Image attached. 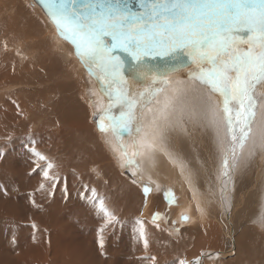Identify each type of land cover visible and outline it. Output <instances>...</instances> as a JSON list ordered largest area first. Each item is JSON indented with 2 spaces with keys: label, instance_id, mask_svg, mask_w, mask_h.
<instances>
[{
  "label": "snow or ice",
  "instance_id": "obj_1",
  "mask_svg": "<svg viewBox=\"0 0 264 264\" xmlns=\"http://www.w3.org/2000/svg\"><path fill=\"white\" fill-rule=\"evenodd\" d=\"M35 2L42 6L57 37L72 47L73 55L96 84V130L105 137L111 134L112 140L105 143L111 144L125 173L131 170L135 178L132 184H141L145 203L151 188L140 180L141 158L151 160L155 152L162 150L157 139L167 135V128L181 125L185 115L191 118L183 108L175 117L174 100L194 89L180 81L173 85L170 77L184 74L190 84L207 93L206 97H198L199 110L218 137L223 125L220 143L227 141L219 174L226 185L221 189L223 200L230 172L237 167L249 142V155H255L257 147L264 149V126L259 128L258 137L253 133L257 108L264 103V0ZM157 58L163 62L151 66L150 61ZM161 121L165 122L163 126ZM32 155L36 158L32 172L39 169L43 181L37 191L51 194L61 183L66 190V177L55 170L56 164L38 151L33 150ZM170 162L184 176L185 165ZM185 179L190 183L188 177ZM161 191L169 205L176 204L171 190ZM90 192L88 198L103 220L96 231L97 245L103 250L105 230L121 222L107 208L104 198L97 197L95 188ZM195 196L194 192L193 199ZM31 203L37 206L34 200ZM196 211L204 214L199 203ZM159 218V213H154L152 222ZM188 220L189 216L181 213L180 222ZM136 223L138 238L147 251L149 238L144 222ZM260 225L264 227V216ZM155 226L159 228L158 223ZM36 227L32 224L33 239ZM150 259L157 264L155 257ZM176 264L189 262L180 259Z\"/></svg>",
  "mask_w": 264,
  "mask_h": 264
},
{
  "label": "bare ground",
  "instance_id": "obj_2",
  "mask_svg": "<svg viewBox=\"0 0 264 264\" xmlns=\"http://www.w3.org/2000/svg\"><path fill=\"white\" fill-rule=\"evenodd\" d=\"M20 1L17 2L20 3ZM29 1L30 0H27L28 4ZM34 6L36 7L32 2L31 7L34 10L32 12L34 13V17L31 20L32 28L30 29V34H28L33 42L28 43L20 38L22 42L20 45L15 43L17 45L15 50L19 53L26 51L30 56L33 54V59L37 60V62L40 61L41 65L45 62L47 63L45 69L42 70L44 74L40 76L37 73L38 83H50V85L48 90H44L37 95V108L40 106L39 103H42V105L44 104V100L46 98L48 99V96L60 95V98L54 101L56 103L52 105L50 117L45 112H41V115L45 117H43L44 121L48 120L50 125L54 123L58 126L60 122H63L64 126H68V128L70 127L69 131H71L66 132L64 129L66 133H63V129L56 127L60 130V133L58 132L59 136L53 134L54 136H48L49 138L46 141V138L43 139L42 136L39 138L38 133L37 141H39L40 147L49 145V152L44 154L49 160L56 164L57 168L55 170L59 171L62 177L79 181V183H75L83 186H75L74 192L75 194L78 193L80 197V202L78 206L76 205L75 213L76 211H79L80 213L83 212L86 218L82 219L83 216L80 217L81 214H78V218L75 217V219L78 220L80 217L83 224L92 222H99V224L103 223L101 216L93 207L92 200L88 198L91 196L90 189L93 187L96 189L97 197L104 198L107 208L112 211L117 220L121 222L114 227L115 229H110L112 233L118 231V234H120L119 236L124 234L127 235L128 231L121 228V226H126L124 225L125 221H122L124 215L121 216V213H125L127 216L134 211L138 203H141L140 215L144 217V219L152 222L153 214L159 213V219L162 221L161 223L158 222L159 225L164 226L166 230L170 229L172 237L173 234L175 235L177 233L175 229L181 230L184 235L179 233L183 235V239L181 238L177 239L178 241L176 242H171L170 239L167 238V235L165 236V234L161 232L163 231L160 229L161 227L156 231L151 230L150 232H147L146 230L149 240L151 239L154 243L150 244L146 251L136 234V236L133 234L130 238L131 242H127L126 246L123 247L122 244L115 241L116 239L112 238H110L109 244V231H105V247L102 250L97 245V230L84 233L85 238L83 239L78 238L74 241L66 242L63 239L62 233L58 231L59 229H54L55 233L51 234L56 240L55 243L50 242V237H52L51 235H48L50 230L48 231V234H45V231H41L38 232V234L35 233V237L37 236L40 242L37 245L35 244L36 247L32 244V247H35V249L31 247L32 242H29L30 239L26 244H22L23 246L21 245L23 249L19 251L15 246L8 247L14 237L13 232H11L9 242L6 240V246L3 247L0 245V264H25L26 260V262L30 260L29 264H31V262H33V264H145L148 258H150V251L154 252L158 259H166L175 256L180 250V247L187 242V239L184 238L185 234L193 236L191 237L193 241H190L195 250L192 251L193 257L188 258L189 260L192 258V261L190 260L191 264L192 262L197 261H199V264H202L201 256L204 252H207L211 257L212 255L214 256V259H206L205 257L203 261L204 264H214L213 262H216L218 259H228V262H225V264H264V227H261L260 225L261 217L264 216V165L262 164V162H264V149L257 147L255 155H249V148L252 145V141L249 142V146L245 148L244 152L239 157L237 167L230 172V178L227 184L228 191L222 200L221 189L225 188L226 185L221 179H219L220 163L224 154V149L227 146L226 140H224L223 145L220 143V138H222L224 134L223 125H220L218 137L216 129L209 124L207 118L199 110L198 97H206L207 93L203 89L195 88L194 85L190 84L184 74L174 75L170 77L173 85H175L177 81H180L186 88L194 89V91H189L187 94H180L175 98V117H179V109L183 108L186 113H191V118H189L188 115H185L181 125L167 128V135L163 138L157 139V144L162 150L155 152L151 160L141 158L140 180L143 184H146L151 188V192H156H150L147 197V202L145 203L144 195L140 194V196L137 190L131 186L132 184L129 185L120 177L121 172L119 173L118 170H121L122 173L131 180L135 179L132 177L131 170H128L125 173V170L121 168L119 159L111 150V144L105 143V140H112L111 134L107 137L101 135L96 130V124L93 125L90 120L92 113L98 115L96 112V102L99 97L93 94L96 91V84L88 75L84 66L73 55V49L70 48L71 46L57 37L53 25L48 20H45L42 17V14L40 16L37 11L38 9ZM25 8L28 10V7L25 6ZM12 10L14 11V8H12ZM9 23H11L10 20ZM28 23L25 22L26 25ZM42 34L44 35L45 40H43V38H38ZM46 34L51 40L46 37ZM15 40L17 39L15 38L12 41L14 42ZM51 41L54 43L56 49L60 50L66 61H72L73 64H75L71 67L70 77L66 79L64 76H61L62 80V77L66 79H64L65 81L69 79L65 85L55 84V78H58L60 75L56 76V73L61 68V59L59 58V52L51 45ZM6 67L3 58L0 57V80L18 77V73L4 70ZM39 69L41 70V67ZM61 73L62 75H65V73ZM74 82L79 84L78 93V84ZM73 84L75 85V93L72 91ZM167 94L171 95V91ZM54 97H52V99H54ZM162 99L163 95L161 96V100ZM49 100L51 99H48V101ZM62 104L66 106L70 105V110L67 109L66 112L71 113L73 117L67 116L65 118H56L55 113L58 115L63 113L61 109ZM90 104L91 107L89 106ZM55 108H57L56 111ZM89 110H92V113L91 111L89 113ZM2 113L3 111H0V117ZM38 114L39 113L36 112L34 117L39 116ZM86 117L91 122L92 127L89 126V129L85 124ZM174 122L175 121L173 120V123ZM164 123V121H161L162 126ZM6 124L8 128L9 125L8 123ZM14 125L11 127L9 126V128L14 131L24 127L22 124H19L21 125V128ZM23 125L25 124L23 123ZM261 126H264V103L257 108V119L253 125L254 137H258L259 128ZM1 127L0 138L4 137L5 140L6 130L4 128L6 125L4 124ZM200 128H205L206 132L204 131L205 129L202 131ZM188 130H200V142H198L199 140L197 141L199 144L194 143L195 145H192V143L190 144L188 142V139L186 138ZM88 131L90 132L88 133ZM45 136H47V133ZM17 138L22 142L26 141V143L30 140V138L28 139L24 136H18ZM34 138L37 139V136L35 137L34 135ZM8 139L11 140L13 138ZM212 142H214V146ZM4 143V145H7V142ZM203 144L206 145V148L210 153L207 158V163H203L200 155L196 153L197 150L202 149ZM26 145L28 146V144ZM29 145H32V143ZM39 145H36V148H38ZM33 146L35 145L33 144ZM4 147L6 149V146ZM40 153H43V151ZM91 159L94 160V164L97 163L101 166V169L99 168L100 172L95 171L97 174L99 173L98 175L101 173V176L104 178V182L101 184L94 182L86 175L88 172L86 173V170L84 171L86 163ZM171 160H175L178 163L182 162L185 165L184 176L180 174V169L170 162ZM197 161H199L200 164ZM89 164L91 163L88 162L87 166ZM260 167L262 168L260 169ZM185 177L189 178L190 183L186 181ZM250 177L251 179H248ZM85 184H89V189H85ZM137 184L140 186L139 188H141V184L139 182ZM157 185H159V189L157 188ZM163 189L171 190L176 198V204H168L161 191ZM138 191L140 190L138 189ZM238 191H246L245 196L239 198V200L237 198ZM194 192L196 194L195 199H193ZM155 195L158 196L155 198L162 201V208L153 211L152 205H154L153 201ZM43 199L44 202L50 200V198H46V193H43L39 197L37 205H42ZM197 203L203 208V215L196 211ZM248 208H251V210L247 211L245 214L248 215V220L253 224L251 225V223H249L246 226H240L244 221L240 214ZM42 211H44L42 218L47 220L48 224L51 223V218L53 216L51 214L52 212H50L51 209L50 211H47V209L42 208ZM142 212L145 213L142 215ZM1 213H3V211H1ZM181 213L189 216L187 222H180ZM164 217L166 220H164ZM173 221L176 222L175 225H173ZM97 226L95 225V227ZM240 227L245 228L241 229ZM51 231L53 232V230ZM123 231L124 233L121 234ZM168 233L170 232L168 231ZM85 247H88L89 249L85 250ZM31 248L34 250V253H30L33 252L30 251ZM2 249L6 252H13L15 259L5 258L1 254ZM161 249H164L163 251L165 253L161 251ZM240 251L242 253H240ZM101 252L104 254L102 255ZM200 254L202 255L200 256ZM88 256L89 259L86 261ZM13 261L15 262L13 263Z\"/></svg>",
  "mask_w": 264,
  "mask_h": 264
},
{
  "label": "rangeland",
  "instance_id": "obj_3",
  "mask_svg": "<svg viewBox=\"0 0 264 264\" xmlns=\"http://www.w3.org/2000/svg\"><path fill=\"white\" fill-rule=\"evenodd\" d=\"M17 1H20V0H0V57L3 58L4 65L6 64V66H7L6 68H4V70L11 71L14 73H18L17 78H8L6 80H2V79L0 80V111H3V113H2L3 115L1 114V117H0V119H1L0 120V128H2L1 126H3L4 124L6 125V127L4 128L6 130V134H5V140L6 141L4 140V137L0 138V142H1V144H0V146H1L0 147V210L3 211V213H1V211H0V235H1L0 236V245L5 247L6 246L5 244L7 243L6 240L9 242L10 233L13 232L14 237H13V240L9 244L8 247H14L15 246L20 251L23 249L22 246L24 244H26L30 239L31 240L29 242H32L31 247H32V244H34V246H35V244L37 245L40 243L37 236L35 237V239H33L34 232H33L32 224H35L37 226L36 230H35L36 234H38V232H41V231H45V234H48V231L50 230V233L48 234L49 236L50 235L52 236V237H50V242L55 243L56 240L53 238V235L51 234V233H55L54 229L55 230L59 229L58 231H60L62 233L63 239L66 242H70V241H74L75 239H78V238H82V239L85 238L84 233L89 232V231L90 232L96 231L102 223L100 222L101 224H99V222H92V223H84L83 224V222H81V221H82V219L86 218L85 214L83 212L80 213L79 211H76V213H75L76 205L78 206V204L80 202V197H79L78 193L75 194L74 191H75V186L79 185V184H76V183H79V181H75L73 179H66V190H64L65 184L61 183V184H58L57 188L54 191H52L51 194H49L48 191H37L39 184L43 181H42V177L40 175L39 169L35 173L32 172V169L34 167V162L36 160V158L32 155V152H33V150L38 151V152L43 151V153H41V154L49 152V145L48 146L45 145V146L40 147L39 141H37L38 140V133H39V138L42 136L43 139L46 138L45 140L47 141L49 138L48 136H54V135L59 136L60 130H59V128H56V127H60V129H63V130L65 129L66 132L69 131L70 127L68 128V126H64L63 122H60L58 126H56L54 123L52 125H50L48 123V120L44 121V119H43L44 116L41 115V112H45L50 117L52 105L56 103L54 101H56L60 98L59 94H58V96L53 94L55 97L54 96H48V99H51V100L48 101V99L46 98L44 100V104H43L44 106L42 105V103H39L40 106L37 108V103H38V96L37 95L42 93L44 90H48L49 85H50V83H43V84L38 83L37 73L40 76H42L44 74L42 72V70L45 69V67L47 66V63L45 62L41 65L40 61L37 62V60L33 59V57H34L33 54L30 56L29 53L26 51L19 53V52H16V50H15V48L17 47V45L15 43L20 45L22 42L21 40L29 41L31 39V37L27 33L32 28L31 20L34 17V13H32L34 10L31 7L32 6L31 0L29 1V4L31 3L30 4L31 6L28 4L27 0H21L20 1L21 4ZM27 5H29V6H27ZM25 6L28 7V10H26V9L22 10L21 7L25 8ZM12 8H14V11L12 10ZM35 8L38 9L37 11L39 12L40 16H41V14L43 15L42 11L37 6ZM42 17L45 20H47V18L44 15ZM9 20L11 21V23H9ZM25 22L26 23L29 22L26 26V29L24 26ZM3 25H4V27H3ZM45 29H46V26H45ZM43 30H44V28H43ZM46 37L49 40H51L47 36V34H46ZM15 38L17 40H15L13 42L12 40ZM20 38H21V40H20ZM38 38L39 39L43 38V40H45V37L43 34L40 35ZM51 45L53 47H55V45H54V43H52V41H51ZM19 48H21V47H19ZM70 48H72V47H70ZM55 49H56V47H55ZM57 51L60 54L59 58L61 59L60 60L61 68L56 73V76H58L59 74L60 75L58 76V78H55L56 79L55 84L65 85V83L68 82V80H69L68 79L67 81H65L68 77H70L71 67L75 64H73L72 61H66L64 59L62 53L60 52V50H57ZM38 59H39V55H38ZM40 67H41V70L39 69ZM62 67H63V69H62ZM61 72L65 73V75H62ZM61 76H64L66 79L64 77H62L63 78V80H62ZM74 83L78 84L77 82H74ZM72 86H73L72 91H73V93H75V85L73 84ZM78 91H79V84H78V88H77V93H78ZM69 96H71V95H69ZM52 97H54V99H52ZM49 102H50V104H49ZM47 108H49V109H47ZM56 109L57 108H55V111H56ZM61 109H62L63 113L59 114V115L55 113L56 118H63V117L65 118L67 116L73 117L71 113L66 112L67 109L70 110V105L66 106V105L62 104ZM90 111L92 113V110H89V113H90ZM36 112L39 113L38 115L40 117L39 116L34 117V114H36ZM47 115H46V117H47ZM2 116H3V118H2ZM95 116L96 115L94 113L91 114L90 120H91L93 125H95V123H94V117ZM20 121H22V122H20ZM85 122H86L85 123L86 126H88V129L90 127H92L91 122L87 119V117H86ZM6 123H8V125L10 127L14 124H15L14 126H16V127L18 126V128L19 127L21 128V125H19V124H22V126H24V127L22 129H17V131H14V130L10 129L9 126L7 128ZM23 123L25 125H23ZM204 129L205 128H200V130H202V131ZM65 130L63 131V133H66ZM200 130H188L186 138L188 139V142L190 144L191 143H192V145L199 144L198 143V142H200L199 137L201 136ZM204 131L206 132V129ZM89 132L90 131H88V133ZM46 133H47V136H45ZM63 133H61V134H63ZM197 133L199 136L197 135ZM17 135L20 137L24 136L25 138H28V139L32 136H33L32 138H34V135H35V137L37 136V139L36 138H34V139L30 138V140L32 139L33 142L32 141L30 142V140H28L29 142L27 141V143H26V141L22 142V141L18 140L19 138H17L18 137ZM8 138H13V139L9 140ZM8 141H9V143H8ZM16 141H18V142H16ZM19 141L22 143L19 144L20 143ZM98 141H99V139H98ZM4 142H7V145H4L5 144ZM30 143H32V145H29ZM212 143L214 146V142H212ZM22 144H24V145H22ZM26 144H28V146ZM33 144L35 146H33ZM20 145H22L23 147ZM36 145H39L38 148H36ZM4 146H6V149ZM12 146H14L15 148ZM25 146H26V148H25ZM19 147H21V148H19ZM15 150H16V152H15ZM196 153H198L200 155L201 161L203 163H207V158L210 155V153H209L208 149L206 148L205 144H203L202 149L197 150ZM88 162L91 164H89L87 166ZM88 162L86 163V167L84 168V171L86 170L85 172L86 173L88 172L86 175L89 176L94 182H96L98 184L103 183L104 178H103V176H101L102 174L100 173V175H98L99 173L98 174L96 173V172H100L101 166L97 163L94 164V160H92V159L89 160ZM197 162L200 164L199 161H197ZM262 164L264 165V162H262ZM92 168L94 171L92 170ZM261 168L262 167H260V169ZM118 171H119V173L121 172L120 177L125 182H127L129 185H131L132 184L131 179L128 178L126 175L122 174L121 170H118ZM248 179H251V177ZM85 182H87V181H85ZM79 186L83 187L81 185H79ZM131 186L137 190L139 195L140 194L143 195L142 188H139L140 186L138 184H132ZM84 187H85V189H89V184H85ZM47 188H48V186L46 184V189ZM138 189L140 191H138ZM43 193H46V198H50V200L45 201L46 202L45 203L44 199H43L42 205H40V204L37 205V203L39 202V197ZM67 193H69V194H67ZM151 193H156V192H151ZM245 193H246V191H238V194H237L238 200H239V198L244 197ZM155 197H158V196L155 195L154 198ZM31 200H34L36 202V205H37L36 207L33 206V204L31 203ZM161 202L162 201L158 200L157 198L154 199V201H153L154 205H152L153 211L156 209L160 210L162 208ZM46 205H47V207H49L51 205L49 207L51 209V211L49 208L46 207ZM52 206H53V208H52ZM42 208L47 209V211L52 212L51 214L53 216L51 218V223L48 224L47 220L42 218V214L44 213V211H42ZM140 208H141V203H138L137 207H135L134 211L131 212L129 215L126 216L125 213H121V216L124 215L123 216L124 219H122V221H125L124 225H126V226H121V228L128 231L127 235L124 234L122 236H119L120 234H118V231L116 233H112L110 229H115V228H109V229L105 230V231H109L108 232L109 233L108 243L110 241V238H112V239H116L115 241H118L120 244H122L123 247H125L127 242L128 243L131 242L130 238L133 234L138 235V232H137L138 225L136 223L137 220H141L144 222V226L146 228L145 231L147 230V232L148 231L150 232L151 230L156 231L157 229H159L161 227L160 229L163 230L161 232H163L165 234V236L167 235V238H169L171 242L178 241L177 239H181L182 236L184 235V233H182V231L179 230L176 233L179 236L176 234L175 235L173 234V237H172L168 233V231L171 233L170 229H167L168 230L167 231L166 228L162 225H159V228L156 227V229H155V223H158V222L161 223L162 221L159 219L160 221L158 220L155 223H153V222H150V221L144 219V217H142L140 215V210H141ZM250 210H251V208H248V209L244 210L243 213L240 214L241 217L244 219V221L240 224V226H246L249 223H251V225L253 224L251 221L248 220V218H247L248 215L245 214L247 211H250ZM143 213H145V212H142V215H143ZM78 214H81L80 217L83 216L84 218L82 217L81 220H80V217L78 220L75 219V217H77ZM75 220H76V222H75ZM164 220H166L165 217H164ZM96 223H98L99 225ZM95 225L96 226L98 225L99 227L98 226L95 227ZM81 226L83 229L81 228ZM240 228L243 229L245 227H240ZM51 230H53V232ZM122 233H124V231L121 232V234ZM179 233H182L183 235L179 234ZM83 234H84V236H83ZM8 235H9V237H8ZM123 237L125 239L127 238L126 241ZM191 237H193V236H190V235L188 236L187 234H185L184 238L187 239V242L185 245L180 247V250L178 251V253H176V255L174 254L175 256L168 257L166 259L165 258L158 259L156 254L154 252L150 251V257H155L157 264H176V262L180 259H183V260L189 262V264H191L190 260L192 258L190 260L188 258L193 257L192 251L195 250L193 245H192V242L190 241V240H192ZM104 242H105V238H104ZM150 244H154L151 239L149 240V246H150ZM35 247H32V248L35 249ZM32 248L30 251H33V252H30V253H34V250ZM86 249L88 250L89 248L85 247V250ZM165 249H167V248H165ZM163 250L164 249H161V251H163ZM2 251H1V254L5 258L15 259L13 252H6L3 249H2ZM189 253H191L192 255ZM240 253H242V252L240 251ZM201 255L202 254H200V256ZM201 257H202V264H204L203 261H204L205 257H206V259L207 258L214 259L213 258L214 256L213 255H212V257L209 256L207 252L206 253L204 252ZM25 259H27V258H25ZM88 259H89V256L86 258V261ZM218 260L220 261V263ZM218 260L217 261L215 260L216 262H213V263L214 264H217V263L225 264V262L226 263L228 262L227 261L228 259H221L222 261L220 259H218ZM15 261H18V260H15ZM15 261H13V263ZM26 261H25V264L30 263L29 262L30 260L28 262H26ZM21 262H18V263H21ZM31 264H33V262H31ZM145 264H153V262L150 258H148V260L145 262ZM192 264H196V262H192Z\"/></svg>",
  "mask_w": 264,
  "mask_h": 264
},
{
  "label": "water",
  "instance_id": "obj_4",
  "mask_svg": "<svg viewBox=\"0 0 264 264\" xmlns=\"http://www.w3.org/2000/svg\"><path fill=\"white\" fill-rule=\"evenodd\" d=\"M43 13V15L47 18L46 14L43 11V8L41 5H39L37 2H35V0H31ZM48 20V18H47ZM49 21V20H48ZM163 61L160 60V58H157L156 60H152L150 61V65L155 67L158 63H162Z\"/></svg>",
  "mask_w": 264,
  "mask_h": 264
},
{
  "label": "crops",
  "instance_id": "obj_5",
  "mask_svg": "<svg viewBox=\"0 0 264 264\" xmlns=\"http://www.w3.org/2000/svg\"><path fill=\"white\" fill-rule=\"evenodd\" d=\"M21 8H23V10H25L26 8H24V7H21ZM27 10V9H26ZM24 26H25V29H26V24H24ZM27 34H30V30H29V32L27 33ZM24 41H26V40H24ZM26 42H28V43H32L33 42V40L32 39H30L29 41H26Z\"/></svg>",
  "mask_w": 264,
  "mask_h": 264
}]
</instances>
